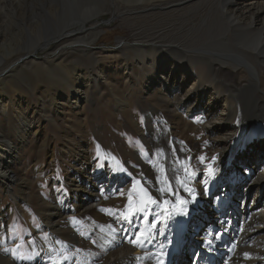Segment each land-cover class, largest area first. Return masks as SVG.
<instances>
[{"label": "bare ground", "instance_id": "6f19581e", "mask_svg": "<svg viewBox=\"0 0 264 264\" xmlns=\"http://www.w3.org/2000/svg\"><path fill=\"white\" fill-rule=\"evenodd\" d=\"M95 1L100 9L103 1L113 2L118 13L159 9L194 13L182 14L160 35L138 34L149 24L140 16L124 19L146 21L134 23L138 31L133 45L120 46V52L127 53L132 62L113 64L121 67L107 77L101 70L94 99L103 94L116 97L112 110L133 117L139 134L137 147L127 159L118 158L98 138L100 153L107 160L104 170H95L82 161L81 154L86 156L90 150L79 141L83 150L71 155L76 168L72 173L86 169L72 181L62 179V184L49 177L52 186H59L50 192L53 199L43 198L49 238L36 239L40 232L32 229L38 247L25 253H20L23 248L18 237L12 240L6 235L11 230H3L13 217L11 212L4 213L3 206L8 196L18 209L31 201L30 178L39 181L45 173L38 163L31 172L11 166L21 165L24 157L17 155L30 145V137H38L40 119L36 116L41 114L27 113L23 101L12 97L19 91L18 85L10 87L7 82L20 76L25 82L31 78L21 64L35 49L10 66H5L4 59L24 50L13 46L1 51L0 66L4 64L0 71L7 74L0 77V117L10 113L21 138L10 143L14 133L0 129V236L6 237L0 244V264H264V0ZM181 20L186 23L180 25ZM84 23L76 25L83 30ZM68 27L54 38L65 36ZM93 31L100 33L96 25ZM13 34L0 26V36ZM75 49L90 55L83 43ZM51 68L48 72L37 66L33 73L42 70L53 80L55 71L61 76L66 71L53 68V63ZM70 80L66 82L70 84ZM84 83L80 85L86 86ZM119 83L124 84L121 95ZM87 86L84 97L76 92L79 86L73 88L76 106L85 99L90 101L91 83ZM135 94L150 103H142L139 114L134 112ZM63 99L70 101V97ZM72 103L67 104L73 108ZM57 106L65 108L46 94L33 109L51 115L59 113ZM79 123L84 133H90L85 120ZM70 126L74 128L72 123ZM102 130L97 128L98 133ZM24 133L28 139L22 138ZM55 153H48L49 159ZM54 203L57 209L50 208ZM68 223L77 235L60 237ZM83 223L94 235L82 236ZM13 252L17 253L15 261L8 263L4 257Z\"/></svg>", "mask_w": 264, "mask_h": 264}, {"label": "rangeland", "instance_id": "374dc122", "mask_svg": "<svg viewBox=\"0 0 264 264\" xmlns=\"http://www.w3.org/2000/svg\"><path fill=\"white\" fill-rule=\"evenodd\" d=\"M42 1L43 3H36V0L35 2L34 0H10L7 5H3V0H0V4H2L0 5V26L9 28L17 35V37L15 34L10 36H0V59L1 51L4 48L17 47L24 50L20 52V54L15 55L14 53L10 57L4 59V62H6L5 66L12 65L18 59H26V52L35 49V53L32 57H27V59L21 64L22 69L27 70L28 77L30 78L31 76V78L25 82V79H22L21 76L16 77L12 81L7 82V85L10 87H12L13 84L18 85L17 89H19V91H16V95L12 94V97L14 99L20 98L21 101H23L22 104L24 108H26L27 113L41 114L36 116L40 119L38 125V137H30V145L25 146L26 150L21 152L20 155H17L24 157L21 165L16 162V166L12 164L11 166L15 167L17 170H23L24 168L26 171L29 170L31 172L32 169H34L35 164L38 163L43 166L45 173L39 181L35 178H30V181L33 182L31 201H26L25 204L18 209L14 200L8 196L6 203L3 206L5 214L11 212L13 215L11 220L6 223V226L4 225L3 230L5 233L6 231L11 230L9 234L6 233V235L12 240H16V237H18V243H20V246L23 248L20 253H25L26 250L36 249L38 247L36 244L37 241L33 237L35 232L32 231V229H36L37 232H40L35 235L36 239H41L43 237L49 238L47 236L49 229L44 222L45 214L43 203H45V200L43 198L49 200L53 199V197L50 196V192H53L59 187L58 185L52 186L50 178L54 181H58L59 184H62V179L64 181H72V178L75 175L84 173L86 167H83L80 172L76 173L73 171L72 173V169L74 170L76 168L74 167L73 162H71L73 160L71 155L75 152L81 153L83 150L78 146L79 141L81 146L90 150L86 156L81 154L82 161H86L85 164H89L91 168H94L95 170H104L107 160V156H103V154L100 153V147L98 146L97 140L100 139L107 146L111 147V152H113L118 158L121 157L127 159L137 147L136 142L138 141L139 134L133 127V117L124 112L116 114L112 110V106H115L117 102L116 97L103 94V97L97 96L99 97L97 98L99 99L97 102L95 101L97 99H94L95 94L99 91V85L95 83V81L96 78L98 82L100 81L101 76L99 73L101 70H103L107 77L112 75L117 68L121 67V65H119V67L116 68L113 64L116 65L121 60L123 61L121 64L132 62L131 60H127L125 55L127 53L120 52V46H122V44L125 46L133 45L135 42L137 37L135 36V32L138 30H134V27H136L134 23H143L146 21L149 23L145 24L144 29H140L139 32H137L138 34L147 33V35H149L150 32H156L160 35L163 32H167L166 30L169 29L170 25L175 23L176 19L178 20L182 14L187 15L194 13L191 10L188 12L183 10L185 13L183 11H180L179 13L168 11V9H159L151 13H143L140 11L118 13L117 5H114L111 1H103L104 7L101 9L99 8V2L95 0ZM125 6V4H122V7ZM138 16L144 18L146 21L138 20L133 23L124 20L125 18ZM10 18L15 21V25L18 27L11 24L12 22L9 20ZM77 22H85L83 30L76 25ZM185 23L186 21L184 20L179 22L180 25H184ZM6 25L10 27H7ZM68 25L71 26L68 27ZM93 25L99 27V35L93 31ZM67 27L68 30L65 36L54 38L56 34ZM82 43L85 45V48L90 51L89 56H85L78 51V49H75L80 47ZM37 44L38 46L40 45V47L36 46ZM44 45L47 47L44 48ZM104 58H109L110 60H105ZM114 59H117V61ZM131 59L135 60L134 54ZM25 63L27 65L24 66ZM52 63L53 68H66V71L62 76L59 74V71H55L54 75L56 74L57 76H55L53 80H50V75L42 70L33 73L37 66H41L43 70L46 69L48 72L51 71ZM5 74L0 71L1 78L4 77ZM89 75H91L88 81L91 83L88 92V99H90V101L86 102L85 99L76 106L72 90L75 86H79V89H77L76 92L81 97H84L88 89V82L86 84L84 82L85 79H88L87 77ZM132 77L133 81L136 80L134 78L135 75ZM69 79H71L70 84L66 82V80ZM81 83H84L86 86L80 85ZM123 87L124 84L119 83L118 90L120 95L122 94V91H124ZM46 94L53 96L59 103L65 104L64 110L60 106H57L56 110H58L59 113H53L55 118H53V114L50 115V113L42 112L36 113L35 109H33V106L38 102L39 97ZM62 97H70V101L74 104L73 108L71 107V104L68 105L70 101L66 102ZM133 98L135 105L134 112L136 111L138 114L140 112L142 113V103H145V105L146 103L150 104L144 96L135 94ZM39 104L42 106L41 102ZM46 111L49 110L46 109ZM71 111H73L72 115ZM78 111L85 113L86 116L81 118L80 115L82 114H78L77 117L76 112ZM75 119L86 121V129L90 132L87 134H90V139H88L87 134L83 132L79 121L75 122ZM14 122L16 121L10 113L9 116L0 117V129H7L8 132L14 133V136L10 139V143L16 142L18 138H21L18 136V133L15 132L16 123ZM70 123L74 125V128L70 126ZM97 128H103V132L98 133ZM81 131L83 133H81ZM26 134L27 133H24L22 138L28 139L29 136ZM37 141L40 146L37 144ZM28 144L29 143L26 145ZM38 146L41 151H38ZM54 152H56L55 156L49 159L51 155L48 153ZM52 170H55L54 174L52 173ZM67 183L68 186H72L73 184L72 182ZM61 189L63 190V187H61ZM50 208L57 209V205H55V203L54 205L51 204ZM83 224L85 229L83 230L84 233L82 236H89L90 233L91 235H94L92 228L86 225V223ZM65 225L68 228L65 227L67 230H64L63 235H60V237H73L77 235L74 228L69 229V223ZM5 238L6 237L4 236H0V244L1 240H5ZM1 249L2 248L0 247V250ZM234 250L235 251H232V254L230 255L233 258L235 257L237 248ZM56 254H58V251H56ZM11 255H13L12 258ZM16 255L17 253L15 254V252H13L12 254L5 256L4 259H6L8 263H14L12 261H15L14 258ZM54 258L53 255L52 260ZM26 262L30 263L29 260H26Z\"/></svg>", "mask_w": 264, "mask_h": 264}]
</instances>
